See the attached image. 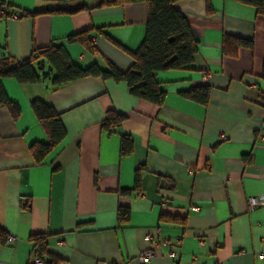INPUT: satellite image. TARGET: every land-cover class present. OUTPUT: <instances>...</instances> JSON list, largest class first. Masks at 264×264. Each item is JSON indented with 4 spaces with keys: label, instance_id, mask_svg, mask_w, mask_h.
Segmentation results:
<instances>
[{
    "label": "crops",
    "instance_id": "obj_1",
    "mask_svg": "<svg viewBox=\"0 0 264 264\" xmlns=\"http://www.w3.org/2000/svg\"><path fill=\"white\" fill-rule=\"evenodd\" d=\"M7 1L21 13L85 7L0 17V58L23 60L54 43L83 67L127 71L133 59L124 49L136 52L145 38L144 0ZM174 6L198 43L194 69L158 73L160 106L102 76L55 85L44 59L38 82L1 79L20 113L0 104V264H29L39 233L47 235L46 264H137L151 240L159 241L151 264H264V15L237 0H211V10L206 0ZM81 31L97 39L94 51L69 40ZM225 35L252 39L253 47L225 52ZM204 84L207 104L181 94ZM35 99L53 105L67 132L41 161L33 146L48 134ZM109 109L125 115L111 131L102 127ZM123 135L133 142L127 155ZM251 196L262 201L254 209ZM121 206L130 210L126 223L118 221Z\"/></svg>",
    "mask_w": 264,
    "mask_h": 264
},
{
    "label": "trees",
    "instance_id": "obj_2",
    "mask_svg": "<svg viewBox=\"0 0 264 264\" xmlns=\"http://www.w3.org/2000/svg\"><path fill=\"white\" fill-rule=\"evenodd\" d=\"M135 0H109L107 3L128 2ZM148 6V20L146 25L145 38L136 52L125 51L133 59L131 68L121 71L109 63L107 69H102L97 64L83 67L75 63L62 45H51L34 49L31 55L23 60H15L10 56L0 58V104L7 106L14 117L20 113L17 103L11 101L1 84L3 77H14L20 83L38 82L40 76L37 68L40 67V59L46 60L55 71L53 84H67L88 76H102L105 79L124 81L127 83L132 95L153 103L162 105L165 100V90L161 88L157 79L159 72L179 69H194V54L198 40L193 36L192 29L185 15L175 8L174 4L179 0H144ZM208 9L211 10V0H206ZM243 4L255 7L258 14L264 15V0H237ZM12 5L7 0H0V9H9ZM85 6L76 7L72 10L41 9L37 11H23L22 15H35L42 12H74L83 9ZM89 31H81L69 37L71 41H80L90 50H95L96 45L92 44ZM92 36V35H91ZM252 39L225 35L224 51L233 52L239 47H253ZM264 79V64L262 70ZM211 93L209 84L191 87L181 91V94L202 104H207ZM37 118L45 127L48 140L44 143L33 146L34 155L37 161H41L45 155L54 150L66 137L67 132L61 120L60 114L53 105L42 99H35L31 102ZM125 119V115L114 109L107 111L102 122V127L111 131L113 127L119 126ZM133 149V142L129 135L122 136L121 154L127 155ZM141 167L135 173V188L140 187ZM130 210L121 206L118 209L119 223H126L129 220ZM2 230L0 229V235ZM36 256L43 259L47 254V235L34 234L31 236ZM44 260V259H43ZM46 263V261H44ZM61 260L52 258L50 264H60Z\"/></svg>",
    "mask_w": 264,
    "mask_h": 264
},
{
    "label": "built area",
    "instance_id": "obj_3",
    "mask_svg": "<svg viewBox=\"0 0 264 264\" xmlns=\"http://www.w3.org/2000/svg\"><path fill=\"white\" fill-rule=\"evenodd\" d=\"M22 16V13L19 12V11H14V12H10L8 9L6 8H2L0 9V17H8V18H13V19H18ZM91 41H92V44L93 45H97L98 41L97 39H95L93 36H91ZM203 77L205 79H210L211 77V73L210 72H207V73H204L203 74ZM226 136L223 134L221 135V139H225ZM248 207L250 209H254L255 207L259 206L262 201L255 197V196H251L248 198ZM15 241V237L14 236H9L8 237V242H13ZM166 241V240H164ZM151 243H152V247L141 252L138 257H137V264H151L154 256H155V251L154 249L157 247V244H159V241H156V240H151ZM173 254H175V252H173ZM29 264H46L44 262L43 259H41L40 257H35L33 258V260H31V262ZM60 264H66L65 262L63 263H60Z\"/></svg>",
    "mask_w": 264,
    "mask_h": 264
}]
</instances>
